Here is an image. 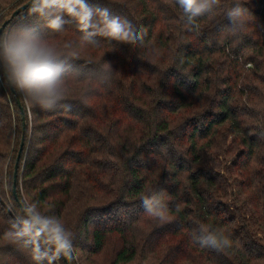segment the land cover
Segmentation results:
<instances>
[{
	"label": "trees",
	"instance_id": "1",
	"mask_svg": "<svg viewBox=\"0 0 264 264\" xmlns=\"http://www.w3.org/2000/svg\"><path fill=\"white\" fill-rule=\"evenodd\" d=\"M88 2L143 29L146 43L81 46L73 68L95 73L110 61L118 71L86 103L74 84L51 110L30 109L0 62V264H33L3 239L25 199L75 233L73 264H264V0H248L254 20L240 38L224 7L197 32L175 0ZM29 4L0 0L1 32L35 25L54 44L79 43L74 23L52 32ZM149 188L166 189L170 222L146 214ZM201 223L233 246L199 247Z\"/></svg>",
	"mask_w": 264,
	"mask_h": 264
},
{
	"label": "clouds",
	"instance_id": "2",
	"mask_svg": "<svg viewBox=\"0 0 264 264\" xmlns=\"http://www.w3.org/2000/svg\"><path fill=\"white\" fill-rule=\"evenodd\" d=\"M175 2L182 10L180 19L188 31L198 32L200 18L215 16L222 7L231 34L237 38L246 34L254 20L245 6L248 0H233L228 6H222L221 0ZM28 13L36 15L52 32L62 33L66 30L65 25L74 23L82 33L79 43L64 41L57 45L35 25L0 32V62L10 84L21 93L30 109H54L73 98L70 89L74 84L80 85L79 94L74 98L84 103L100 87L110 85L118 71L110 61L99 65L95 73H84L72 67L70 61L80 58L78 49L81 46L97 45V37L133 46L146 43L143 29L138 30L127 19L113 15L108 8L92 6L88 0H30ZM151 51L158 50L152 48ZM89 63L92 61H85V64ZM140 200L148 216L162 223L170 222L166 189L149 188ZM177 210H180L179 205ZM192 237L201 248L224 251L233 246L230 235H226L223 228L203 223L193 230ZM3 239L27 252L33 264H59L61 260L73 264L79 259L74 244L75 233L58 217L41 211L37 202L28 199L22 201L20 212L5 229Z\"/></svg>",
	"mask_w": 264,
	"mask_h": 264
},
{
	"label": "water",
	"instance_id": "3",
	"mask_svg": "<svg viewBox=\"0 0 264 264\" xmlns=\"http://www.w3.org/2000/svg\"><path fill=\"white\" fill-rule=\"evenodd\" d=\"M26 7H27L26 4L23 5V6H21V7L18 8L15 12L12 13L11 17H14L15 15L19 14V13L22 12ZM7 22H8V21H5V22L3 23V26H5ZM0 32H1V28H0ZM17 101L19 102V98H18V97H17ZM22 120H23L22 130H23V132H24V127H25L24 118H22ZM23 143H24V141H23V135H22V137H21V143H20V147H19V151H18L17 158H16V162H15V165H14V173H13V194H14V196H15V198H16L17 201H18V199H17V197H16V196H17V195H16V174H17L18 160H19V157H20V153H21V150H22ZM18 204H19V206L21 207V202H20V201H18Z\"/></svg>",
	"mask_w": 264,
	"mask_h": 264
}]
</instances>
